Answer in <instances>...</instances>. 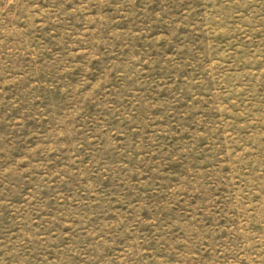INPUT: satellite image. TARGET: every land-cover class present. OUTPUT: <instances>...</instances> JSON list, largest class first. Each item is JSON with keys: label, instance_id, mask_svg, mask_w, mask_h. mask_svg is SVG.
<instances>
[{"label": "rangeland", "instance_id": "rangeland-1", "mask_svg": "<svg viewBox=\"0 0 264 264\" xmlns=\"http://www.w3.org/2000/svg\"><path fill=\"white\" fill-rule=\"evenodd\" d=\"M0 264H264V0H0Z\"/></svg>", "mask_w": 264, "mask_h": 264}]
</instances>
